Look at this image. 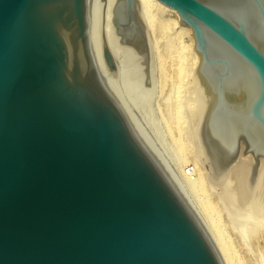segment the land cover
Masks as SVG:
<instances>
[{"label": "water", "instance_id": "95a60500", "mask_svg": "<svg viewBox=\"0 0 264 264\" xmlns=\"http://www.w3.org/2000/svg\"><path fill=\"white\" fill-rule=\"evenodd\" d=\"M191 28L213 175L264 156V0H159ZM152 87L140 0H0V264H223L107 82Z\"/></svg>", "mask_w": 264, "mask_h": 264}, {"label": "bare ground", "instance_id": "6f19581e", "mask_svg": "<svg viewBox=\"0 0 264 264\" xmlns=\"http://www.w3.org/2000/svg\"><path fill=\"white\" fill-rule=\"evenodd\" d=\"M140 5L152 61L153 53L159 52V46H162L158 45V38L163 35L165 37L161 49L164 55L162 57L169 63L165 66L167 71L163 70L164 66L159 63L160 73L166 75L159 77L162 81L167 80V83L161 90L160 106H151L150 109L157 108L164 120L167 127L164 130H167L171 137L173 152L170 150L172 148L168 149L169 144L167 147L159 135L149 133L142 120L133 114L127 92H135L136 89L126 68L117 67L107 77V82L148 148L194 210L223 264H235L234 240L244 245L252 256L255 249L263 254L261 247L264 246V156L260 155L257 159L254 153L244 152L240 146L226 179L221 182L213 175L200 136L201 119L209 90L198 73L200 55L194 47L192 30L183 24L177 11L159 0H140ZM154 64L152 62V87L146 94L155 91H152L156 82ZM120 81L125 83V88ZM126 85L131 89L127 90ZM150 96L153 97L152 94L149 98ZM190 164H193L192 167ZM227 232L232 233L233 238H230ZM258 243L262 245V250H259ZM259 253L257 252V259ZM255 264H264V261L257 260Z\"/></svg>", "mask_w": 264, "mask_h": 264}, {"label": "rangeland", "instance_id": "374dc122", "mask_svg": "<svg viewBox=\"0 0 264 264\" xmlns=\"http://www.w3.org/2000/svg\"><path fill=\"white\" fill-rule=\"evenodd\" d=\"M160 38V39H159ZM158 38V41H157V43H158V45H160V44H162V46H163V43L165 42V37H164V35L161 37H159ZM164 40V41H163ZM162 46L160 45L159 47H160V50H159V52H160V54H161V56H160V54L158 55V53L159 52H157V53H153L154 54V57H153V64H154V61H156L155 62V64H154V70H155V74H154V77L156 78V82H155V85L153 86V89H152V91L155 89V91L154 92H151L150 94L149 93H140V95H139V92H134V90L133 91H128L127 92V99H128V101H129V104L131 105V107H132V112H133V114L136 116V117H138L140 120H142V122L144 123V126H145V128H146V130L149 132V133H151V134H155L156 133V135H159V137L161 138V140H162V142L167 146V144H169L167 147H168V149H170V148H172V149H170V150H172L171 152H173V144H172V142H171V137L168 135L169 133H167L168 131L166 130H164V129H167V127H166V125H164V120H162V118H161V115H159V113L157 112L158 110H157V108H158V106H160V99H162L161 97H162V94H161V90L166 86V83H167V80H163L162 81V78H160L159 76L160 75H162V71L163 70H165V71H167L166 70V67L165 66H167V64L169 63V61H167L166 59H164L163 57H164V55H162L163 53V51L161 50L162 49ZM158 55V57H160V58H158L157 57V55ZM156 55V56H155ZM163 56V57H162ZM156 57H157V59H156ZM162 58V59H161ZM151 59H152V56H151ZM161 60L164 62H161ZM165 60L167 61V62H165ZM157 63V64H156ZM159 63H161L162 64V67H163V70H161V72L162 73H160V68H161V64H159ZM164 64V65H163ZM166 64V65H165ZM155 65L157 66V67H155ZM160 66V67H159ZM165 68V69H164ZM164 71V73H166ZM159 74V75H158ZM163 75H165V74H163ZM163 75H162V77H163ZM166 76V75H165ZM165 76H164V78H165ZM160 78V79H159ZM159 80V81H158ZM161 81H162V87H161ZM166 81V82H165ZM121 82V81H120ZM157 82H159V83H157ZM122 83V84H121ZM120 84L121 85H125V83L124 82H121ZM156 83H157V85H156ZM165 84V85H164ZM124 85H123V87H124ZM125 88V87H124ZM126 89L127 90H130L131 88L129 87L128 88V86L126 85ZM154 93V94H153ZM130 94H132V95H130ZM141 94H143V95H141ZM153 95V97L152 96H150V98H149V95ZM145 95H146V97H145ZM130 96V97H129ZM133 96V97H132ZM129 97V98H128ZM148 97V98H147ZM131 101H134V102H131ZM148 99V100H147ZM154 102V103H153ZM133 103H135V104H133ZM153 103V104H152ZM157 105V106H156ZM153 107V106H155V107H157V108H153V110H152V108L150 109V107ZM155 109V110H154ZM155 111V112H154ZM156 112H157V115H156ZM142 118V119H141ZM146 120V121H145ZM162 120V121H161ZM147 122V123H146ZM149 126H148V125ZM164 125V126H163ZM152 132H154V133H152ZM166 133H167V135H166ZM170 138V139H169ZM192 165L193 164H190V166L192 167ZM226 230L227 231H229V229L228 228H226ZM228 233V236L230 237V238H233L232 236H233V234L232 233H230V232H227ZM259 238V237H258ZM260 239H261V236H260ZM259 239V240H260ZM257 242H258V240H256ZM233 255H234V263L236 264H255V262H257V260L258 261H264V246H262L260 243H258L259 245H257V246H259V250H262L263 251V254H261L262 252H260V251H258V249H255V256L253 255H251V254H249V252H248V250H247V248L244 246V245H242L241 243H239L237 240H234V242H233ZM232 245V244H231ZM255 248H258V247H255ZM235 251V252H234ZM257 252L260 254V255H262L263 257H261L259 254H258V257H259V259H261V260H259V259H257ZM236 255V256H235ZM261 257V258H260ZM235 258H236V260H235Z\"/></svg>", "mask_w": 264, "mask_h": 264}]
</instances>
